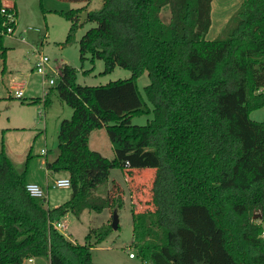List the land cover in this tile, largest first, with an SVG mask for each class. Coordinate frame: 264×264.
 <instances>
[{
  "label": "trees",
  "instance_id": "obj_1",
  "mask_svg": "<svg viewBox=\"0 0 264 264\" xmlns=\"http://www.w3.org/2000/svg\"><path fill=\"white\" fill-rule=\"evenodd\" d=\"M211 1L103 0L87 12L96 27L79 40L80 61L89 54L103 61L104 73L119 66L131 75L81 86L72 67L60 69L55 90L72 115L60 122L57 152L45 167L67 174L71 193L62 204L50 208L27 193L30 154L18 171L0 151V264L39 257L49 264H94L91 249L110 225L90 230L79 245L52 224L67 213L119 211L118 185L104 197L94 193L112 169L129 176L153 171L150 208L129 209L132 243L143 264H264V122L249 119L264 106V0H242L224 36L206 40ZM165 7L167 23L160 17ZM2 9L14 16L6 25L0 13L4 62L6 27L15 28L17 13L14 4L0 2ZM83 11L59 12L71 22L66 43ZM144 73L152 118L134 125L133 117L150 112L137 88ZM97 129L105 130L112 159L90 149Z\"/></svg>",
  "mask_w": 264,
  "mask_h": 264
},
{
  "label": "rangeland",
  "instance_id": "obj_2",
  "mask_svg": "<svg viewBox=\"0 0 264 264\" xmlns=\"http://www.w3.org/2000/svg\"><path fill=\"white\" fill-rule=\"evenodd\" d=\"M2 3L8 6L14 4L17 16L13 33L4 37V62L0 57V151L6 153L18 171L25 169L30 154L27 161V180L44 187L46 181L52 184L54 179L59 180L67 176L66 173L49 172L45 167V161H51L56 155L60 122L72 115V108L60 99L55 90L62 66L68 65L75 70L76 83L81 86L105 85L128 79L131 73L119 66L109 73H104L103 61H92L89 54L80 61L79 40L86 31L96 27L95 22L85 19L81 23L79 20L73 41L65 42L71 22L65 20L59 12L80 8L86 10L83 12L98 10L103 0H91L89 3L64 0H2ZM241 3L242 0L211 1V26L205 35L206 40L224 36L233 24ZM160 17L163 22H168L167 7L162 9ZM40 56L48 58L44 76L38 74L35 69ZM262 59L264 61V56ZM50 79L54 81L53 85L48 83ZM12 82L22 84V98L14 97L13 91L10 90ZM147 83V74L144 73L137 80V88L150 112L133 117L131 122L134 125H145L152 118L151 105L145 100L143 93V87ZM47 90L50 91L47 96L49 102L44 106ZM249 119L264 122V106L252 110ZM89 147L103 157H114V150L104 129L90 133ZM41 150L44 152L41 153ZM134 176L132 180L125 169H112L108 180L94 192L96 197H104L112 192L116 184L122 191L123 201L122 207L117 211L119 228L111 230L107 237L95 245V237L91 238L90 243L94 245L91 249V259L94 264H143L132 243V216L129 208L132 202L136 211L149 209L147 205H150L149 187L153 171H138ZM70 193L69 188L50 187L47 192L48 202L45 205L50 208L60 205L69 199ZM111 217L110 208L100 213L85 210L79 216L67 213L60 219L65 228L59 232L72 243L83 245L87 243L85 236L89 231L110 225ZM129 253L134 255V259L129 258ZM32 260L33 262L29 263L28 259H25L21 264H49L46 257Z\"/></svg>",
  "mask_w": 264,
  "mask_h": 264
},
{
  "label": "built area",
  "instance_id": "obj_3",
  "mask_svg": "<svg viewBox=\"0 0 264 264\" xmlns=\"http://www.w3.org/2000/svg\"><path fill=\"white\" fill-rule=\"evenodd\" d=\"M0 13L2 15L5 16V24L8 25V23L13 22L14 20V16L10 13H6L3 9L0 11ZM4 24V25H5ZM13 33V29L11 27H6V35L7 34H11ZM48 64V58L45 56H40L35 64V69L36 72L42 76L46 75V70L45 67ZM59 76V75H58ZM59 78V77H58ZM48 83L53 85L54 81L52 79L48 80ZM13 94L15 98H22V91L19 88H14L13 89ZM44 151L41 150V153H43ZM69 180L68 178H63L60 180H55L52 184H50L48 187H46V189L42 188L41 186H39L36 183H29L26 185V191L29 194V196L33 197V198H37L40 200H43L44 203L47 202V198H48V190L51 187L52 189H58V188H69ZM53 227L57 230L60 231L61 229L65 228V225H63L60 220H58L57 222L52 224ZM262 237L264 238V232L262 233ZM128 256L130 258L134 257V255L132 253H129Z\"/></svg>",
  "mask_w": 264,
  "mask_h": 264
},
{
  "label": "crops",
  "instance_id": "obj_4",
  "mask_svg": "<svg viewBox=\"0 0 264 264\" xmlns=\"http://www.w3.org/2000/svg\"><path fill=\"white\" fill-rule=\"evenodd\" d=\"M0 2L2 3V0H0ZM3 4V3H2ZM4 5V4H3ZM13 5V4H12ZM12 5H10V6H12ZM4 6H6V5H4ZM16 7V6H15ZM88 12V11H87ZM17 13V12H16ZM16 25V24H15ZM15 29V28H14ZM14 88H19L20 90H21V88H22V84H18V83H15V82H12L11 84H10V90H12L13 91V89ZM14 95V94H13ZM99 153V152H98ZM144 170H147V171H151L152 172V170H150V169H143V170H135V171H133V174L129 177V179H132V178H134L135 176H134V173L135 172H138V171H144ZM63 178H67V176L65 175ZM62 178V179H63ZM55 180H58V179H54L53 180V182L55 181ZM60 180V179H59ZM133 180V179H132ZM37 184V183H36ZM39 185V184H38ZM50 184H49V182L48 181H46L45 182V186L43 187V186H41V185H39V186H41L42 188H44V189H46V187H48ZM137 188H138V186H137ZM133 195H130V197H132ZM47 202H48V198H47ZM131 204H133L132 202L130 203V205ZM147 205V204H146ZM145 205V206H146ZM58 206V205H57ZM55 207V206H54ZM131 207V206H130ZM147 207H149L150 208V206L149 205H147ZM130 209V208H129ZM135 209H136V207H135ZM130 258V257H129ZM130 259H134V257H132V258H130ZM25 261V260H24ZM23 261V262H24ZM28 262L29 263H31V262H33V260H32V258L31 259H28Z\"/></svg>",
  "mask_w": 264,
  "mask_h": 264
},
{
  "label": "water",
  "instance_id": "obj_5",
  "mask_svg": "<svg viewBox=\"0 0 264 264\" xmlns=\"http://www.w3.org/2000/svg\"><path fill=\"white\" fill-rule=\"evenodd\" d=\"M79 18H80V22L82 23L87 18V12L80 13ZM118 222H119L118 212H117V209H114L112 211V217H111V223H110L112 230H117Z\"/></svg>",
  "mask_w": 264,
  "mask_h": 264
}]
</instances>
